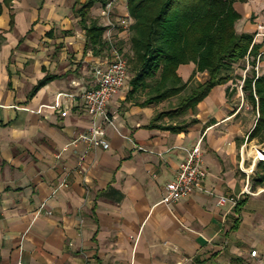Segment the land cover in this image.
I'll list each match as a JSON object with an SVG mask.
<instances>
[{
	"label": "crops",
	"instance_id": "crops-1",
	"mask_svg": "<svg viewBox=\"0 0 264 264\" xmlns=\"http://www.w3.org/2000/svg\"><path fill=\"white\" fill-rule=\"evenodd\" d=\"M254 1L234 4L238 33L262 32ZM90 2L85 25L104 28L95 47L80 15ZM110 3L112 18L130 15L128 0H0V264H264L258 160L249 175L256 193L228 217L229 205L218 204L222 196L241 197L248 182L241 148L257 117L241 81L232 78L194 109L155 121L207 73L195 62L180 65L187 90L143 105L161 75L135 85V70L109 102L108 122L85 109L82 92L97 85L96 70L111 57L103 14ZM130 35L116 37L126 57ZM98 125L108 149L78 140ZM200 140L202 188L163 203L186 150ZM252 150L245 168L256 158Z\"/></svg>",
	"mask_w": 264,
	"mask_h": 264
},
{
	"label": "trees",
	"instance_id": "trees-1",
	"mask_svg": "<svg viewBox=\"0 0 264 264\" xmlns=\"http://www.w3.org/2000/svg\"><path fill=\"white\" fill-rule=\"evenodd\" d=\"M248 0H128V10L134 23L130 29V44L134 54L136 85L160 71V79L152 96L143 105L170 99L187 90L188 84L178 76L180 65L195 62L197 72H206L207 80L181 99L179 105L169 112L159 113L155 121L164 115L174 116L194 109L209 92L218 85L228 83L232 77L226 71L248 56L251 70L247 71L243 90L247 92L255 113L259 117L249 134V140L264 143V74L258 75L256 59L264 44L254 43L256 34L238 33L236 23L241 15L235 10V3ZM88 3L80 10L87 38L91 45L98 46L104 28L92 23L85 25ZM253 58V59H252ZM263 55L260 58V66ZM252 59V60H251ZM186 126L175 127L181 130ZM263 172L264 163L257 165ZM264 184V176L258 180ZM243 204L241 201L236 208Z\"/></svg>",
	"mask_w": 264,
	"mask_h": 264
},
{
	"label": "built area",
	"instance_id": "built-area-1",
	"mask_svg": "<svg viewBox=\"0 0 264 264\" xmlns=\"http://www.w3.org/2000/svg\"><path fill=\"white\" fill-rule=\"evenodd\" d=\"M113 3L107 5V8L103 12L104 16L107 17L108 23L106 26V36L105 40L110 48V61L107 67H101L96 70L97 74V85L90 90H84L82 92V98L84 102V107L88 114L92 117H100L109 121L108 118V105L109 102L119 93L120 89L123 87L125 82L130 76L129 59L125 56L124 52L118 47L116 43V37L119 33H130V29L134 23V19L129 16H114L112 18L111 7ZM261 33V32H260ZM257 33L254 38V43L257 37L261 36ZM264 51L260 52L256 59V71L258 75L260 67V58ZM246 61L249 64L250 58L247 56ZM249 70V65L244 71V78L240 82L239 90L241 94L243 93V82L246 77V73ZM67 112H63L62 116H66ZM256 117H259L258 112ZM106 137V130L104 126L98 125L94 126L90 131L80 134L78 140L81 142L89 143L90 147H101L103 149H108L109 144ZM249 136L241 148V160L240 169L246 173L247 185L241 195V197H225L222 196L218 200L220 206L229 205V209L226 211L225 215L228 217L229 214L234 211L242 198L254 195V192L249 186V175L253 173L255 162L258 160L259 163H264V150L253 146L256 153V158L253 160V164L250 168H245L244 158L246 156L247 150L250 148ZM202 140H200L192 149L186 150V156L183 162L180 164L179 172L177 178L166 185L165 195L162 200L163 203L172 204L194 194L196 191L200 190L204 184V180L207 176V170L204 166L203 161V150L201 146ZM140 150L147 151V149L140 147ZM66 182L61 184V187H66ZM256 251L251 253L252 256H257ZM25 264V263H20Z\"/></svg>",
	"mask_w": 264,
	"mask_h": 264
},
{
	"label": "rangeland",
	"instance_id": "rangeland-1",
	"mask_svg": "<svg viewBox=\"0 0 264 264\" xmlns=\"http://www.w3.org/2000/svg\"><path fill=\"white\" fill-rule=\"evenodd\" d=\"M253 4L255 5L253 7L254 12L257 15L258 21L260 22V25L259 26H260V30L262 31L261 33H263L264 32V0H257V2L254 1ZM127 57H128V59H130L129 60L130 71L133 73V72H135V62H134V59H133L134 54L133 53H128V56ZM262 60L264 61V58H262ZM248 65H249V70H251L252 69V66H251L250 62L248 64L246 60H243L242 62H239V64L235 65L231 70L226 71L227 74H229L232 78H234L233 83L236 82L235 80H239V81H242L243 80V78H244V71L247 69V66ZM263 68H264V65H262V67L261 66L259 67L260 73L262 72ZM204 78L205 77H202L200 81H203ZM200 81L198 80L197 83L199 84ZM192 86L194 87V85H192ZM243 93H245L244 95H246V96L248 94L244 90H243ZM173 102L179 103V99H177V101H174L173 100ZM248 103H249V106H250V108L252 110L253 107H252L251 103L250 102H248ZM250 143H251L250 145L252 147L253 146H257V148H259L261 150H264V143H260L257 140H252V141H250ZM252 151H254V149ZM253 156H256V153L255 152H254Z\"/></svg>",
	"mask_w": 264,
	"mask_h": 264
}]
</instances>
